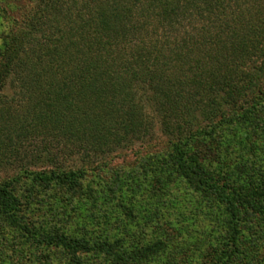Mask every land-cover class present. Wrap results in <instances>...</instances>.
Masks as SVG:
<instances>
[{
	"label": "trees",
	"instance_id": "16d2710c",
	"mask_svg": "<svg viewBox=\"0 0 264 264\" xmlns=\"http://www.w3.org/2000/svg\"><path fill=\"white\" fill-rule=\"evenodd\" d=\"M30 1L0 0V162L47 155L0 178V264H264V0ZM154 119L141 179L50 152L110 154Z\"/></svg>",
	"mask_w": 264,
	"mask_h": 264
},
{
	"label": "rangeland",
	"instance_id": "374dc122",
	"mask_svg": "<svg viewBox=\"0 0 264 264\" xmlns=\"http://www.w3.org/2000/svg\"><path fill=\"white\" fill-rule=\"evenodd\" d=\"M16 4L18 7H20V11L18 12H22L24 8H28L31 5V1L16 0ZM3 92L10 93L7 87L5 88V90H3ZM149 136H147L149 138L143 143L140 142V140H134L133 143L129 146H123L110 154H99L98 156H95L94 154L85 155V153L75 150L71 152L63 151V153H60V151L56 149V146L54 145L50 147V152H52L51 154L56 153L59 159L65 165L69 166H76L86 162L88 163L90 161H98L104 158L106 160L104 164L106 165H104V172H100L101 175L104 174V183L106 182L110 185H114V183L121 184V182L117 179V176H120L119 178H121L122 176L129 174L131 176H137V178L139 179L142 178L143 172L140 164L143 160V157L146 156L147 153L161 152L163 150H166L167 134L161 129L158 120L154 119V124L151 128ZM41 143L42 142L39 141L38 137H34L33 139H27L22 142V144H19L17 146L16 152H11L9 149L11 148V146L8 147V150H6L5 152L7 158H3V162H0V178H12L20 171V168H22L23 166L32 168H38L42 166V160L45 159L44 156L47 154L44 151L42 145L43 143ZM116 197L113 198L114 204L119 199L118 197ZM48 201H51V199L47 198L44 202L46 203ZM44 208L46 207H43L42 209ZM76 212L77 209H75L74 213ZM47 215L50 214L48 213ZM88 215L90 216L89 212ZM93 221L97 223L95 219H93Z\"/></svg>",
	"mask_w": 264,
	"mask_h": 264
}]
</instances>
